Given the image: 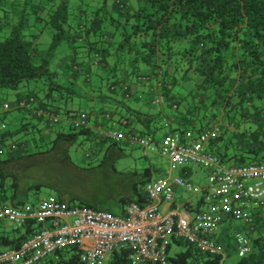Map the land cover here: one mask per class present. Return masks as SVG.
I'll list each match as a JSON object with an SVG mask.
<instances>
[{"label": "trees", "instance_id": "trees-1", "mask_svg": "<svg viewBox=\"0 0 264 264\" xmlns=\"http://www.w3.org/2000/svg\"><path fill=\"white\" fill-rule=\"evenodd\" d=\"M45 30L51 41L47 48H41L38 42ZM56 51L61 58L70 57L66 67L58 66ZM129 69L134 74L153 69L162 75L166 89L180 88L182 81L191 82L192 75L199 76L190 95L171 104L179 110L183 101L191 112L188 107L200 96L203 110L210 113H203L194 121H215L225 109L226 118L231 112L247 126L259 125L264 108V0H0V91H16L32 82L39 84L37 91L28 88L29 94L12 105L0 101L4 113L0 117L4 127L0 130V203H28L18 195L17 178L8 169L14 168V161L37 157L38 153L29 154L22 142L13 141L28 127L34 129L29 119L51 129L61 127L63 117L69 123L70 131L55 133L51 140L54 153L59 152L57 146L68 147L78 140L90 141L92 147L103 151L106 145L124 146L102 138L100 133L91 140L90 123L86 128L74 129L71 121L79 113L87 114L88 121L95 112L107 113V118L117 122L134 116L145 124V129L154 121L166 122L161 115L166 104L164 97L162 106L154 103L156 98L150 101L155 114L131 109L126 83L122 84ZM82 101L89 102L88 110L82 111ZM201 103L199 100L197 105ZM4 104L7 109H3ZM13 110L20 121L15 132L8 129L5 114ZM38 111L53 113L60 121L51 125L36 115ZM141 133L149 135L147 130ZM250 139L261 140L258 136ZM11 145L15 148L11 149ZM67 147L62 149L66 154ZM248 153L255 158L259 151L252 148ZM223 154L216 156L221 163ZM249 154L247 157H251ZM90 155L84 154L83 159ZM144 174L149 175V170ZM40 186L33 184L29 189L39 190ZM36 197L32 202L39 199ZM30 231L29 225L14 227L7 233L0 231V252L18 248ZM173 244L180 250L171 253ZM71 252L68 257L60 254L59 261L47 264H81L75 251ZM167 257L168 264H220L221 260L176 238L170 240ZM108 264L133 262L128 251H121L115 252ZM237 264H264V236L251 241V252Z\"/></svg>", "mask_w": 264, "mask_h": 264}, {"label": "built area", "instance_id": "built-area-1", "mask_svg": "<svg viewBox=\"0 0 264 264\" xmlns=\"http://www.w3.org/2000/svg\"><path fill=\"white\" fill-rule=\"evenodd\" d=\"M158 106L164 99L154 100ZM23 105V104H21ZM8 105L4 104L3 109ZM51 125L60 118L47 111H38ZM89 125L88 116L79 113L71 121L74 129ZM1 128H4L3 126ZM217 132L206 130L194 135L192 130L182 135L167 132L161 140L134 132L107 129L100 136L112 142L137 147L143 152L157 154L169 162L168 177L152 180L144 185L146 201L143 205L131 202L123 215L88 206H70L55 197L37 199L21 206L0 203V226L12 224L15 228L29 225L31 231L16 249L0 252V264H47L60 260L75 251L81 264H108L115 252L128 251L133 264H168L167 249L172 238L182 239L201 253L224 256L215 234L226 212L250 224L248 208L254 203L264 207V163L228 166L206 150V144ZM15 145H11L14 149ZM198 167L207 170V185L203 189V208L188 220H177L175 210L165 213L158 207L162 200L174 205L172 185L196 192L193 185L180 176L172 178L178 168ZM236 250L251 252V240L237 234Z\"/></svg>", "mask_w": 264, "mask_h": 264}, {"label": "crops", "instance_id": "crops-1", "mask_svg": "<svg viewBox=\"0 0 264 264\" xmlns=\"http://www.w3.org/2000/svg\"><path fill=\"white\" fill-rule=\"evenodd\" d=\"M68 61H70V57L64 56L63 58L60 59V61H58V66L66 67ZM140 74L149 77V79L146 80L147 82L140 81L142 80L141 78L146 79V77ZM140 74L131 73L129 69L128 71L127 70L125 71V74L123 76L122 84L126 83L128 93L130 96L128 99H130L129 103L131 109H134L143 114L145 113L155 114V111L150 105V101L158 97H164L166 100V104L163 106V108H161L162 109L161 115H163V117H166V122L165 123L159 122V124H155L154 121L153 123L148 125L149 126L148 129H145V124L136 121L134 119V116L127 117L128 118L127 120L122 118L121 122H117L107 118L108 117L107 113L103 115H98L95 112L90 116L89 119V123H90L89 129L92 132V137L90 138L91 140H93L95 137L98 138L97 136L101 131L107 129H113V128L122 131L134 132L137 134H142L141 133L142 131L147 130L149 135L146 134H142V135L152 139L154 142L156 141L158 142L159 140H161L163 135H165L169 131L178 135H182L187 130H196L197 132L195 133L193 132V133L194 135H198L206 130H214L217 132V135L215 138H212L206 144V150L211 152L215 156H217L219 153L220 154L224 153L223 155H221V159L226 165L231 166V165H238L243 163L248 164V163L264 162V108L260 112L261 119L257 121L259 125L261 124L260 128H258L259 125H257V123H253L251 126L245 125L244 124L245 121L242 122V120L240 121V117L237 118V116L235 115L232 116L231 112H229L230 116L226 118L224 116V114L226 113L225 109L223 112L220 111L219 116L215 121L204 118L202 119L201 122L194 121L197 118L199 119V117H201L200 116L201 114L210 113V111L203 110L204 103L203 102L201 103L202 98H200V96L195 98V100L192 102V105L188 107V108L191 107L192 109L191 112L185 108L186 103L183 101L181 102L179 110L173 109L171 107V104L172 102L176 101L179 98L183 99V97L190 95L189 90L191 91L195 89L193 84L199 82L200 80L199 76L192 75L191 82L182 81L181 82L182 87L180 88L178 86V87H174V88L170 87L166 89V87L162 86L163 80L160 79V74L159 73L155 74L153 69H147ZM29 92L30 91L28 88H21L18 93L16 90L15 92L16 97L14 102L20 97L25 98V96H27ZM199 100L201 104L197 105V102L199 103ZM2 114L4 113H2V111L0 110V117L2 116ZM5 114L7 118L6 122H9V124H13L14 122H17L19 119V115L15 112V110ZM188 122H191V124L187 126ZM39 125L40 126H35L33 130H28L26 132L25 131L23 132L32 135L33 138L35 137L34 135H39L38 141H34L36 147L38 146L42 147L44 145L43 141L50 143L51 140H53L55 133H60L61 131L62 132L69 131L70 129L69 123L67 126V124L65 125L63 124V122L61 123V127H58L56 129L53 128L51 129L40 121H39ZM1 127H2V122L0 120V130ZM162 131H163L162 136L157 137L156 135L158 133H162ZM238 131H240V133H237ZM257 131L259 132V135L255 134ZM251 136H258L261 140L256 142L252 141L250 139ZM259 145L261 147H259ZM23 147H25V149L28 151L29 154L32 153L33 150L27 149L26 144L23 143ZM114 147L117 148V146ZM252 148L257 149V151H259V153L256 154L257 156H255V158H253V155L251 156L248 153V151ZM117 149L121 150L122 147L118 146ZM247 154H249L251 157H247L248 156ZM243 160H245V162ZM203 171L207 173L206 169H204ZM177 176H180L186 181L190 182L193 185L196 192L187 194L188 192L173 184L172 189L174 193V205L169 206L166 203H164L162 200H160L158 203V207L161 211L165 213L175 210L177 212L176 219L183 221V220H188L189 218L192 217V215L195 212L200 211L203 208L202 194L204 187L207 185V180L205 181L204 180L205 178H203V180L199 179L195 171L191 170L190 167L181 168L180 171H178ZM164 178L167 177L161 176L158 178H153L152 167L150 166L149 175L144 174L143 179L140 180L139 181L140 184H138L140 185V189L136 187V193L134 192V186H133V192L135 196L133 197L132 200H129L126 206L131 202L139 203L143 205L146 201L145 192L143 190L144 185L152 180L164 179ZM193 178L195 179L194 181H192ZM94 209H98V208H94ZM124 209L125 208H122V210H120L119 215H123ZM102 210L106 212H110L108 210H104V209ZM246 213L249 214V219L251 221L250 224L242 223V220L233 217L229 211L226 212V215L224 219L221 221L220 227L215 234V238L225 259L232 251H234V249H236L235 236L237 234L244 235L248 237L251 241L258 237L264 236V207L260 206L257 203H254L248 208Z\"/></svg>", "mask_w": 264, "mask_h": 264}, {"label": "rangeland", "instance_id": "rangeland-1", "mask_svg": "<svg viewBox=\"0 0 264 264\" xmlns=\"http://www.w3.org/2000/svg\"><path fill=\"white\" fill-rule=\"evenodd\" d=\"M40 38L39 47L47 48L51 41L48 30H45ZM54 55L59 60L62 56L58 51ZM54 63L55 60L53 59L52 65H55ZM141 79V82H147L146 79ZM160 79L162 80L161 74ZM37 84L32 82L21 86L17 93L21 88L36 89L37 91L36 86H39ZM15 92L13 90L0 91V101L12 105L16 97ZM80 106L83 111L88 110L91 105L87 101H82ZM62 120L63 124L68 126L64 117ZM28 123L40 126L35 119H29ZM19 124L20 121L14 122L8 126V129L15 132ZM192 131L196 132V130ZM162 134L163 131L156 136L160 137ZM34 136L35 139L32 135L21 132L13 137V141L26 144L27 149H32V152L38 154L37 157H31L25 162L14 161L12 163L14 168L8 169L16 176L18 195L24 200L26 199V202H32L37 198L36 196L40 199L55 197L70 206L82 204L119 215L120 210L125 208L129 200L135 196L133 186L140 189L138 184L143 179L146 169L149 170L150 166L152 167L153 178L168 177L169 163L166 158L154 153L143 152L137 147L122 146V149L119 150L106 145L104 148L110 149L106 152L105 149L104 151L96 150L87 141L79 142L80 140H78L77 143H72L68 147L66 145L57 146L56 151L59 152L54 153V146L46 141H43L42 147H36L34 141H38L39 135ZM10 143L11 141H8L7 144L10 145ZM66 147L68 154L62 150ZM46 150L49 152L45 153ZM84 154L91 155L84 160ZM190 168L195 171L199 179L205 178L206 181L207 173L203 171L204 169L193 166ZM178 171L180 168L172 172V178L177 176ZM194 180L193 178L192 181ZM33 184H41L39 190L36 188L29 189V186ZM187 194L191 193L188 192ZM242 223L244 222L242 221ZM13 228L12 224L6 223L0 226V231L7 233ZM179 250L180 248L173 244L170 252L174 253ZM248 255L234 249L226 257L224 264H237L239 260Z\"/></svg>", "mask_w": 264, "mask_h": 264}]
</instances>
